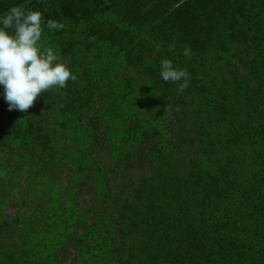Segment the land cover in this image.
Returning <instances> with one entry per match:
<instances>
[{
    "label": "trees",
    "instance_id": "16d2710c",
    "mask_svg": "<svg viewBox=\"0 0 264 264\" xmlns=\"http://www.w3.org/2000/svg\"><path fill=\"white\" fill-rule=\"evenodd\" d=\"M110 1L120 23L93 21L78 0L21 7L44 24L92 25L57 51L76 75L66 87L21 111L0 85V168L13 173L0 193L6 263L264 264V0ZM101 42L119 54L115 96L93 57ZM162 58L190 74L183 93L160 79ZM39 165L67 185L18 214Z\"/></svg>",
    "mask_w": 264,
    "mask_h": 264
},
{
    "label": "clouds",
    "instance_id": "9594fccd",
    "mask_svg": "<svg viewBox=\"0 0 264 264\" xmlns=\"http://www.w3.org/2000/svg\"><path fill=\"white\" fill-rule=\"evenodd\" d=\"M178 6V5H177ZM63 23L49 19L42 23L39 10L14 7L0 15V85L9 110L29 109L37 96L50 89H62L76 75L67 64L60 62L51 47L41 46L44 29L60 30ZM191 49L185 47L183 55ZM159 77L176 84V92L188 87L190 74L168 58L160 61Z\"/></svg>",
    "mask_w": 264,
    "mask_h": 264
},
{
    "label": "rangeland",
    "instance_id": "374dc122",
    "mask_svg": "<svg viewBox=\"0 0 264 264\" xmlns=\"http://www.w3.org/2000/svg\"><path fill=\"white\" fill-rule=\"evenodd\" d=\"M31 1H34V0H0V15H6L8 14L10 9L14 7L21 8L27 5L28 3H30ZM37 1H41V0H37ZM90 1L94 2L92 4L90 3L92 6L88 5L83 0H78V5L80 8H84V7L86 8V6L90 7L89 10L88 9L85 10L84 13L87 14L88 16H92L93 21L104 22L105 20H113V22L115 23H120L119 18H117V15H115L114 13V8L110 0H90ZM61 23H63L64 27L60 30H48L46 28L44 29V34L42 36V42H41L42 47L44 48L51 47L55 51H58V52L62 51L65 48L62 42L65 41V39L76 40L77 38H81V34L88 32L86 27H88V25L91 24L85 18L81 19V21L75 27V29L69 28L70 26L65 24L66 22H61ZM101 43H100L101 44L100 47H97V48L94 47L93 51L95 53L93 57H97L98 59H100L98 60L100 63L97 61L99 65L96 63L98 66L97 69L100 72L101 70L105 71V73L107 74V79H105V83L107 84L108 92L111 96H115V95L122 93V89H123V85L120 82V79L116 77V74L120 73L119 66H118L119 54L116 52V50L115 51L111 50L108 44H104L103 42ZM77 48L81 49L82 46L77 45ZM54 109L57 111V114H58L56 121L59 123H62L63 115L61 114V111L57 107H54ZM213 134L215 135V131ZM197 147L198 146L190 145L184 149L182 148L181 151L185 155L188 153H195L197 151ZM189 159L190 157H188V160ZM188 164H190L189 165L190 168L193 169L192 162H189ZM59 171L60 170H58L57 166L55 165L47 166L44 170L41 171V166L39 165V170H37L36 177L34 178L27 177L23 179V187L26 186L28 189V192H27L28 198L25 199L26 198L25 193H24V196L22 195V200H20V205L18 208L19 209L18 214L24 211L26 207H27L26 209L28 208L34 209L35 206L39 204L38 198L41 197L42 193H45L47 186L56 187L55 183L58 180L60 181L61 179L60 181L61 187L62 188L66 187L67 185V180L65 177L66 175L64 173L59 174L60 173ZM12 175H13L12 172L6 171L5 168H0V193H3L5 191V189L7 188L6 184ZM60 191H64V189L63 190L61 189ZM59 197L60 199H64L65 194L60 192ZM73 204L74 202L71 200L67 202V207L68 209H70V211H72L71 208L73 207ZM16 210L12 208L10 209L9 212L11 214V213H14ZM37 210L38 209H36V211ZM33 212L34 211L28 210L27 214L29 215L30 213H32L31 215L35 214L37 219L34 222V224L36 225L41 220H40L39 214L37 212H34V213ZM17 216L19 217V215ZM18 221H20V219ZM37 241H38V238L34 239L32 242L33 245H35ZM40 247L42 248V246ZM50 248L52 247L50 246ZM67 257L68 259L73 257V251L71 250L68 251ZM9 258L10 256L8 255V253L6 254V252L0 249V264H2L3 262L5 264H9V263H6V261H8Z\"/></svg>",
    "mask_w": 264,
    "mask_h": 264
}]
</instances>
